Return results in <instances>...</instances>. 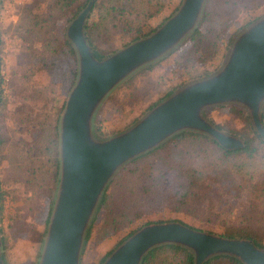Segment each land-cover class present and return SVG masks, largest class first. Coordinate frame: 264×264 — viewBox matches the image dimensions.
Here are the masks:
<instances>
[{
    "label": "rangeland",
    "instance_id": "obj_1",
    "mask_svg": "<svg viewBox=\"0 0 264 264\" xmlns=\"http://www.w3.org/2000/svg\"><path fill=\"white\" fill-rule=\"evenodd\" d=\"M182 1L153 0L154 3H157L154 8L160 10L155 15L156 20L145 23L144 31H149L154 24L157 25L161 22L164 16L173 13L174 7L179 6ZM139 3L142 11V0ZM28 5H32L40 12L46 6L43 0H4L1 7L0 191L2 217L0 226L4 237L5 264H39L48 218L57 197L60 156L59 174L54 186L42 187L39 184L30 183V187L26 189L19 181V177L23 178L27 174L30 163H33L37 157L39 146L43 147L50 143L60 145L59 132H52V127L55 123L56 129L60 128V118L65 102L76 82L75 80L74 83L72 81L73 84L71 83V71L66 70L57 83L59 87L57 84L54 86L53 75L42 74L41 78L33 83L30 82L27 89L24 90L26 79L25 74L21 76V72L24 71V65L32 61V57L36 58L35 52L37 51L49 55L54 53L55 62L52 65L61 61L66 62L69 69L76 65L78 74L76 49L74 47V56H70L63 44V41L67 39V27L70 22H66L61 15L56 13L53 16L56 17L57 22L53 27L51 26L49 32L41 27H35L30 31L28 30L29 24H26L25 21ZM204 9H206L207 16L201 21ZM134 17L135 15L129 18L133 19ZM262 17H264V0H204L196 24L176 45L152 61L135 68L104 97L91 117L90 133L92 132L93 137L97 140L121 133L145 116L151 109L152 103L161 102L166 92L172 87L179 85L176 89L178 90L191 82L219 71L230 53L234 40L242 31ZM140 22H142V14ZM248 23L250 24L247 26ZM117 29L122 33L121 26ZM117 29L110 26L105 29L103 36L98 39L99 46L109 51L119 48L121 39L118 38ZM194 32L196 33L192 38L191 35ZM210 43L211 45H209ZM59 44V51H57L54 48ZM151 63L150 68H145ZM17 90H21V92ZM26 97L31 98V101H28ZM23 100L27 102L26 105L21 104ZM228 105L239 106L248 117L250 125L243 116L236 111L233 112ZM263 106L264 100L259 109L260 115L263 111L264 120ZM199 111L216 129L225 133L228 130L234 132L228 134L239 138L242 142L241 133L250 135L253 138L252 145L256 146L257 151L254 159L249 161H255L256 168L264 165V143L262 138L257 136V131L253 132L254 135L250 134L251 127L249 126L253 127L254 125L250 111L244 104L228 102L205 106ZM96 127H99L102 132H98ZM187 144L212 145L203 137L194 138L191 144ZM48 153L49 151L46 152L47 156ZM239 157L237 156V158ZM245 166L243 164L241 174L249 171V168ZM20 170L22 175L18 176L17 173ZM137 175L138 173H132L123 179L129 187H133L132 191L128 192L126 187L124 189L122 186L118 187L117 180L110 187V191L113 190L111 207L114 211L112 214L118 215L117 213L121 212L124 206H129L131 213L134 212L131 217L137 215L132 221L122 220V217H118L115 224L116 233L125 232L144 220L160 223L171 221L174 218L183 220L201 231L207 232L206 230L213 227L215 232L220 233V230L215 229L211 222L208 224V222L196 221L185 215L186 213H173L168 208L158 211L152 208L148 202H142V179H139ZM159 182L164 184L166 180L159 178ZM167 182H169V177ZM127 193L128 198H120V195L127 197ZM224 198L227 199L228 196H224ZM127 200H129L127 204H124L123 207L120 206V203ZM165 203H170V201ZM110 209L107 206L99 209L98 220L92 227V232L86 243L84 242L85 236L83 238L79 264H102L114 251L113 238L104 237V233H101L100 230V225H103L102 220L105 221V215ZM222 210L226 211L227 208L224 207ZM225 211L224 216L229 219V213ZM95 212L96 208L87 228ZM142 212L150 214L143 217ZM188 213L198 217L195 211ZM263 215L262 213L258 216L259 224L264 222Z\"/></svg>",
    "mask_w": 264,
    "mask_h": 264
},
{
    "label": "water",
    "instance_id": "obj_2",
    "mask_svg": "<svg viewBox=\"0 0 264 264\" xmlns=\"http://www.w3.org/2000/svg\"><path fill=\"white\" fill-rule=\"evenodd\" d=\"M93 1L67 27V38L78 54V74L60 118L58 191L39 264H79L89 220L115 171L175 133L199 131L225 149L242 148L239 138L216 129L200 114V108L228 102L244 104L264 139L259 112L264 100V17L234 40L219 71L179 88L125 131L95 139L89 126L104 97L135 68L176 45L196 24L204 0H183L153 33L102 60L93 56L84 36L83 25ZM161 243L186 246L196 264L218 253L235 255L245 264H264V248L250 240L221 237L177 221L145 225L102 264H139L148 249Z\"/></svg>",
    "mask_w": 264,
    "mask_h": 264
},
{
    "label": "trees",
    "instance_id": "obj_3",
    "mask_svg": "<svg viewBox=\"0 0 264 264\" xmlns=\"http://www.w3.org/2000/svg\"><path fill=\"white\" fill-rule=\"evenodd\" d=\"M89 1L43 0L46 6L43 7L42 12L35 7L33 8L32 5H28L25 12V21L26 24H29L28 30L32 31L35 27H41L49 32L51 26L53 27L57 22L56 17L53 16L56 13L61 15L66 22H71L87 6ZM139 2L140 0L93 1L85 18L83 29L86 41L97 60H102L132 42L150 35L180 6L174 7L173 13L164 16L161 22L157 23V25L154 24L146 32L144 31L145 23L150 20H156L155 15L158 14L160 9L154 8L157 3H154L153 0H142L141 11ZM141 14L142 22H140ZM133 15L135 17L130 19L129 17ZM206 16V9H204L200 20H204ZM109 26L116 29L120 26L122 27V33L117 29L118 38L121 39L119 48L113 51L105 50L98 44V39L103 36L104 30L109 28ZM90 30L92 31L89 33L88 31ZM195 33H192V38ZM63 44L66 46L70 56H74V46L68 38L63 41ZM59 46L60 44L54 49L59 51ZM35 54L36 58L32 57V61L28 62L27 65L25 64L24 71L21 72V76L25 74L26 79L24 81V90L27 89L30 82L33 83L41 78L42 74L53 75L55 86L66 70L71 71V83L72 81L73 83L75 82L77 77L76 65L72 69H69L68 64L63 61L52 65L55 62L54 53L49 55L36 51ZM151 66L152 63L146 65L145 68H150ZM57 87H59L58 84ZM178 87L179 85H176L169 89L165 97L171 95ZM17 91L21 92V90ZM53 94L55 95V91ZM26 98L31 101V98ZM158 102L152 103L150 108ZM21 104L26 105L27 102L23 100ZM228 106L233 112L236 111L243 116L250 125L248 117L239 106ZM260 117L264 127L263 111ZM217 127L223 129L220 126ZM249 127H251L250 134L256 133L254 126ZM96 128L98 132H102L99 127ZM53 131L54 133L56 131L59 132V128L56 129L55 123L52 127ZM227 133L234 132L228 130ZM257 136L260 139L262 138L258 133ZM197 137L206 138L212 145L187 144H191V141ZM240 138L243 139L244 143L242 148L225 149L209 135L197 131L182 130L156 147L124 163L105 186L98 201L96 212L85 233L84 242L86 243L89 238L92 227L98 220L97 213L103 206L111 209L105 215V221L102 220L103 225H100V230L101 233H104V237L113 238V249L122 244L140 228L153 223L150 220H144L142 223L130 227L125 232L116 233L115 224L118 217H122V220L132 221L137 215L131 217L134 212L131 213L129 206L123 207L129 200L122 202L123 204L120 203L123 210L117 213L118 215L112 214L114 211L113 207H111L113 190L110 191V187L117 180L116 184L118 187L122 186L123 189L126 187L128 192L132 191L133 187H129L123 179L129 174L138 173V178L142 179V202H148L152 208L158 211L162 210V208H168L173 213H186L185 215L193 220L208 222V224L211 222L215 229L220 230V233L215 232L213 227L206 230L211 234L226 238L247 239L252 241L256 247L264 248V222L263 224L258 223V216L262 213L264 214V165L256 168L254 165L255 161H249L254 159L257 151L256 146L252 145L253 138L247 133H241ZM262 142L264 143L263 138ZM58 147L59 145H52L51 143L50 145L38 147L37 157L33 163H30L27 174L23 178L19 177V181L26 189L30 187V183L39 184L42 187L55 185L54 182L57 181L59 174ZM48 151L47 156L46 152ZM237 156H240V159ZM243 164L249 168V171L241 174ZM17 175L21 176L22 171H18ZM247 175L248 177H246ZM168 177L169 182H167ZM159 178L165 179L166 182L164 184L160 183ZM224 196H228V198L225 199ZM120 198H128V193L127 197L120 195ZM167 201H170V203H165ZM224 207L227 208L226 211L222 210ZM190 211L197 212L198 217L191 216L188 213ZM224 211L229 213V219L224 216ZM149 214V212H142L143 217ZM171 221H177L193 229L200 230L178 218H174ZM218 223H221V225H218ZM139 264H196V262L193 252L186 246L177 243H161L148 249L142 255ZM201 264L245 263L235 255L218 253L208 257Z\"/></svg>",
    "mask_w": 264,
    "mask_h": 264
},
{
    "label": "flooded vegetation",
    "instance_id": "obj_4",
    "mask_svg": "<svg viewBox=\"0 0 264 264\" xmlns=\"http://www.w3.org/2000/svg\"><path fill=\"white\" fill-rule=\"evenodd\" d=\"M4 2V0H0V20H1V14H2V3ZM1 50H2V28H1V23H0V100H1V96H2V87H1V62H2V55H1ZM1 190V189H0ZM1 191H0V220H1ZM51 216V214H50ZM50 216L48 218V222H47V227H46V234H45V238H46V235H47V229H48V223H49V219H50ZM45 238L43 240V245H44V242H45ZM3 242H4V237H3V233H2V228L0 226V264H5V260H4V256H3ZM43 249V247H42ZM42 252V251H41Z\"/></svg>",
    "mask_w": 264,
    "mask_h": 264
}]
</instances>
